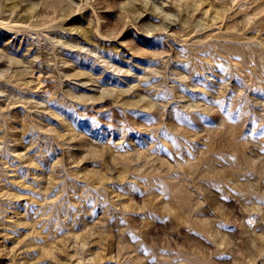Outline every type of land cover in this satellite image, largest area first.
<instances>
[{"label": "rangeland", "instance_id": "374dc122", "mask_svg": "<svg viewBox=\"0 0 264 264\" xmlns=\"http://www.w3.org/2000/svg\"><path fill=\"white\" fill-rule=\"evenodd\" d=\"M0 264H264V0H0Z\"/></svg>", "mask_w": 264, "mask_h": 264}]
</instances>
